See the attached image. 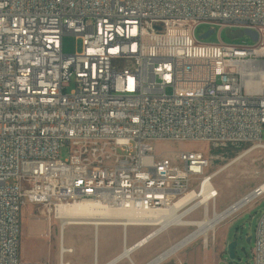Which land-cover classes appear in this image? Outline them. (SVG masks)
I'll return each instance as SVG.
<instances>
[{
	"label": "built area",
	"instance_id": "1",
	"mask_svg": "<svg viewBox=\"0 0 264 264\" xmlns=\"http://www.w3.org/2000/svg\"><path fill=\"white\" fill-rule=\"evenodd\" d=\"M201 23L218 26L215 42ZM227 28L257 39L225 43ZM68 34L79 51L63 52ZM263 129L264 0H0V264H21L28 203L149 212L196 189L185 207L214 204L217 189L189 184L214 177L206 153L156 144H259ZM251 256L264 264V213Z\"/></svg>",
	"mask_w": 264,
	"mask_h": 264
},
{
	"label": "rangeland",
	"instance_id": "2",
	"mask_svg": "<svg viewBox=\"0 0 264 264\" xmlns=\"http://www.w3.org/2000/svg\"><path fill=\"white\" fill-rule=\"evenodd\" d=\"M212 27L209 24L201 23L195 29L198 37ZM215 31L204 42H215L217 38L218 26ZM236 30V28L231 29ZM223 42L229 44H247L253 45L255 42L246 34L241 37L229 38L226 29L220 33ZM62 49L64 53H74L81 49V40L76 36L68 34L62 37ZM263 146L251 143L216 145L211 143H202L194 141L174 142L156 144V151L167 150L170 153L181 149H201L210 160L211 172H215L213 181L218 191V196L214 204L207 206L208 213L220 211L231 203L256 188L264 181V129L262 130ZM59 155L62 159L69 155V146L61 147ZM24 208V209H23ZM29 206L24 205L21 212L25 213ZM264 213V194L258 197L249 205L243 207L231 216L221 220L212 231L198 236L194 241L185 245L178 252L169 256L159 264H253L251 248L253 247L255 227L259 217ZM203 206L191 209L185 219H202ZM22 216L20 247L22 249L25 240L28 239V224L36 223V230L41 231L44 228L58 230L60 227L59 219L54 214L48 213L44 206L34 205ZM210 217V216H209ZM150 230L151 227H140ZM194 226H171L162 232L158 239L164 250L178 241L186 234L194 231ZM38 237L45 236L44 233H36ZM51 237H53L51 235ZM251 237L250 242L246 239ZM236 240L234 248L235 257L231 259L227 252V244ZM22 257V250L20 251ZM127 263L131 264L128 259ZM147 262V261H146Z\"/></svg>",
	"mask_w": 264,
	"mask_h": 264
},
{
	"label": "crops",
	"instance_id": "3",
	"mask_svg": "<svg viewBox=\"0 0 264 264\" xmlns=\"http://www.w3.org/2000/svg\"><path fill=\"white\" fill-rule=\"evenodd\" d=\"M26 206H29L30 209L34 205L28 203ZM28 210L25 213L21 212V223L23 215H26L27 218ZM56 216L54 217L60 218ZM60 219V227L57 231L51 228H44L39 231V229L36 230V223L28 224V239L25 240L22 249L19 248V254L22 250L21 264H108L116 258L118 259L112 264H128L126 259L131 264H147L166 250L158 239L162 232L171 226H190L169 224L157 231L159 226L156 224H96L93 221L68 223L62 222ZM151 226L153 228L150 230L140 228ZM153 231L155 233L141 245L130 250L127 256L124 255L126 248L133 246ZM36 233H44L45 236H34ZM169 256L155 264H159Z\"/></svg>",
	"mask_w": 264,
	"mask_h": 264
},
{
	"label": "bare ground",
	"instance_id": "4",
	"mask_svg": "<svg viewBox=\"0 0 264 264\" xmlns=\"http://www.w3.org/2000/svg\"><path fill=\"white\" fill-rule=\"evenodd\" d=\"M257 146L263 145L258 144ZM189 184L196 187H202V191H211V189H216L213 183V177H207V184H203V179L201 177H189ZM257 187L264 192V181H262ZM193 198H196V189H187L185 195L177 199L172 206L161 210H152L149 212L108 210L104 207H100L94 201L86 200L67 206L61 205L57 207L54 216L57 215L61 218L59 219L62 220V222L68 223L93 221L96 224H156L159 226L157 231L169 224H182L195 227L194 231L181 238L175 244L171 245L168 249H166L164 252L160 253L157 257L147 263L155 264L163 258L173 254L186 244L194 241L198 236L203 235V237L205 238L210 230L213 231L216 225L224 218L231 216V213L233 211L232 207H228L209 215L207 209L209 202H206V196L199 197V200H197L194 204L189 207H185V204ZM199 205L203 206L202 219H185V216L190 212V210ZM153 233L155 232L153 231L150 234ZM148 235L133 246L136 247L138 245H141L145 240H147ZM131 247L125 249L124 255H128Z\"/></svg>",
	"mask_w": 264,
	"mask_h": 264
},
{
	"label": "water",
	"instance_id": "5",
	"mask_svg": "<svg viewBox=\"0 0 264 264\" xmlns=\"http://www.w3.org/2000/svg\"><path fill=\"white\" fill-rule=\"evenodd\" d=\"M213 33V28H209L208 30H206L204 33L200 34L198 36L199 39L201 40H205L206 38H208L211 34ZM226 34L229 38H235V37H241L243 34L248 35L253 41H256L257 39V34L256 32H254L253 30L250 29H236V30H231L229 28L226 29ZM152 234L148 235L151 236ZM147 237V238H148ZM251 237H248L246 239V242H250ZM236 246V240H232L231 242H229L227 244V252L228 255L231 259H233L235 257V253H234V248ZM135 246H132L130 248V250H132ZM129 250V251H130ZM118 258L112 260L111 262H109L108 264H112L114 261H116Z\"/></svg>",
	"mask_w": 264,
	"mask_h": 264
}]
</instances>
